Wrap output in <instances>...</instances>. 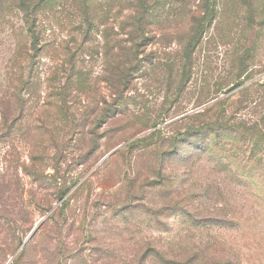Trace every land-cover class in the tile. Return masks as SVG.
I'll return each mask as SVG.
<instances>
[{
    "label": "rangeland",
    "instance_id": "374dc122",
    "mask_svg": "<svg viewBox=\"0 0 264 264\" xmlns=\"http://www.w3.org/2000/svg\"><path fill=\"white\" fill-rule=\"evenodd\" d=\"M219 100L263 124L264 0H0V264H264V137L194 154L171 125Z\"/></svg>",
    "mask_w": 264,
    "mask_h": 264
},
{
    "label": "trees",
    "instance_id": "16d2710c",
    "mask_svg": "<svg viewBox=\"0 0 264 264\" xmlns=\"http://www.w3.org/2000/svg\"><path fill=\"white\" fill-rule=\"evenodd\" d=\"M24 5V4H21ZM34 7H32V10H30L29 7H25L26 14H25V32L26 35L30 39V46L31 49L29 50H35L36 44L38 42V33L35 32L34 28V22L31 17H28V13H33ZM30 10V11H29ZM85 20V18H84ZM86 21V20H85ZM131 33H129L131 36L139 32V28L136 26L135 28L131 27ZM125 63L119 64V67L117 66V72H120L121 81L120 84L123 86L125 83L126 75L129 71L128 67L125 68ZM246 91V88L242 87L240 89V92ZM224 100H219L215 102L213 105H209L208 107L201 109L202 111L193 114V115H187L183 118L173 122L171 125L176 124H183V126L180 128V132H178L177 135L179 137H182L183 139H193L194 140V147L192 148L193 153H201V154H207L216 152V154H220V152H229L227 150V147L234 148L235 150H243L246 148V145L249 144L251 148L256 147L258 143L262 140L261 137H264V118L261 120V124L263 121V124L260 125L259 123H253L251 126H247L246 122L244 120H239L238 123H232V120L230 117H228L226 109L222 108ZM160 125L157 129L153 130L148 136H145L143 138L136 139L132 142H130L126 147L128 148H137V152H140V157L145 158L144 156H149L150 154L155 153V148L158 149V146L161 145L159 141L164 140L161 139V132L167 127H161L162 124L158 123L154 125V128ZM170 126V125H169ZM157 136L156 141L152 142V139ZM257 136L256 139L254 137ZM161 139V140H159ZM158 141V142H157ZM166 142V141H165ZM164 142V143H165ZM222 142H228L225 146H218ZM171 143V142H170ZM190 143V145H192ZM213 145V146H212ZM212 146V147H211ZM238 146V147H237ZM182 148L178 149L176 152H174V148H171L170 150L165 151L164 154H174L179 158V151ZM216 157V158H215ZM214 158L216 159V166H218L221 171H227L228 174L231 175L232 179L237 181L238 183H242L244 186L247 187V185H254V182L251 180V178L243 173L236 171L237 166L235 165L234 161L228 160L227 158H220L217 157V155H214ZM261 162L260 160L258 161ZM142 165V163H141ZM149 168V165H148ZM153 169V170H150ZM137 171V169H136ZM147 172L144 177L145 179L143 181L139 180V171L136 172V177L134 179L130 180L128 183V193L134 194V190H136L137 193L141 192V189L144 190L145 188H148L150 185V181L152 179L151 171H155L154 168H149L146 170ZM150 179V181H149ZM135 187H137L135 189ZM63 194V193H62ZM62 195L60 196V198ZM152 251L153 255L151 256L153 259H156L161 262H168L171 260H166L164 258V255L160 252L155 251V248H148L140 259L146 258L149 256V253ZM191 260H186V262ZM181 260H173L172 264H184Z\"/></svg>",
    "mask_w": 264,
    "mask_h": 264
},
{
    "label": "water",
    "instance_id": "95a60500",
    "mask_svg": "<svg viewBox=\"0 0 264 264\" xmlns=\"http://www.w3.org/2000/svg\"><path fill=\"white\" fill-rule=\"evenodd\" d=\"M113 152H114V151H113ZM113 152H112V153H113ZM112 153H111V154H112ZM35 229H36V228H35ZM34 231H35V230H34ZM34 231H33V232H34ZM33 232H32V233H33ZM8 264H9V263H8Z\"/></svg>",
    "mask_w": 264,
    "mask_h": 264
}]
</instances>
